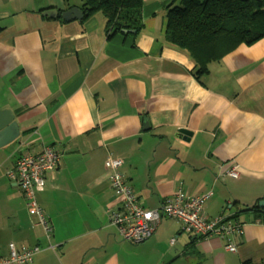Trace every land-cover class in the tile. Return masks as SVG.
Here are the masks:
<instances>
[{
  "label": "crops",
  "instance_id": "0c3cea01",
  "mask_svg": "<svg viewBox=\"0 0 264 264\" xmlns=\"http://www.w3.org/2000/svg\"><path fill=\"white\" fill-rule=\"evenodd\" d=\"M179 1L144 0L143 30L108 39L101 13L84 22L45 15L83 0H0V110L14 113L21 132L0 149V258L13 244L40 247L32 264L264 262V223L251 211L264 201V39L240 45L198 79L191 56L165 38L167 6ZM45 146L61 155L37 194L51 236L8 177L21 155ZM110 155L123 159L146 208L179 188L213 192L204 215L245 224L232 238L237 252L168 217L149 240L124 241L109 217L121 205L105 167ZM234 166L238 179L226 176Z\"/></svg>",
  "mask_w": 264,
  "mask_h": 264
},
{
  "label": "built area",
  "instance_id": "2783aa9c",
  "mask_svg": "<svg viewBox=\"0 0 264 264\" xmlns=\"http://www.w3.org/2000/svg\"><path fill=\"white\" fill-rule=\"evenodd\" d=\"M60 162L59 152L52 146H45L37 155L29 153L21 155L14 169L8 173L9 179L20 187L29 214L35 218L36 225L41 227L47 236H51L53 227L38 202L37 194L44 191L46 175L56 171ZM122 166L123 159L112 155L105 162L111 189L121 202L119 209L109 211L110 222L117 228L124 241L140 244L149 240L157 224L163 217H168L181 223L184 232L203 238L218 237L223 241L225 250L237 252L238 247L232 238L243 234L245 224L227 216L208 219L203 210L206 202L213 196V192L191 196L179 188L160 208L149 209L142 205L133 188L128 184L121 171ZM226 176L238 179L237 166L228 170ZM174 242L175 239L171 244ZM40 251L39 246L23 248L19 251L11 244L10 255L0 258V264H32L34 255Z\"/></svg>",
  "mask_w": 264,
  "mask_h": 264
},
{
  "label": "trees",
  "instance_id": "16d2710c",
  "mask_svg": "<svg viewBox=\"0 0 264 264\" xmlns=\"http://www.w3.org/2000/svg\"><path fill=\"white\" fill-rule=\"evenodd\" d=\"M63 1L68 4L70 0ZM143 5L144 0H83L79 9L82 22L103 14L108 39H112L118 34L135 37L143 30ZM167 11L166 41L191 56L198 79L240 45L264 39V0H180L169 4ZM251 211L264 223L263 209L255 206Z\"/></svg>",
  "mask_w": 264,
  "mask_h": 264
},
{
  "label": "water",
  "instance_id": "95a60500",
  "mask_svg": "<svg viewBox=\"0 0 264 264\" xmlns=\"http://www.w3.org/2000/svg\"><path fill=\"white\" fill-rule=\"evenodd\" d=\"M45 15L52 18L61 17L66 22L75 20L82 21L84 18L83 12L77 7L71 8L65 12H59L57 9H50L45 12ZM179 134L181 138L187 140L188 137L192 136L191 132L187 130H181ZM20 135L19 124L15 119L14 113L9 109L0 110V149L16 145ZM259 206L264 207V201H261Z\"/></svg>",
  "mask_w": 264,
  "mask_h": 264
}]
</instances>
